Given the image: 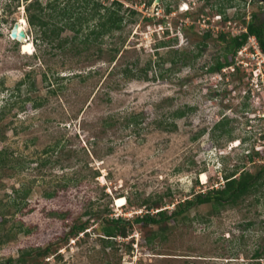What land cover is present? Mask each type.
Listing matches in <instances>:
<instances>
[{
  "label": "rangeland",
  "instance_id": "1",
  "mask_svg": "<svg viewBox=\"0 0 264 264\" xmlns=\"http://www.w3.org/2000/svg\"><path fill=\"white\" fill-rule=\"evenodd\" d=\"M27 1L0 0V149L8 158L0 233L10 234L0 264L19 248L46 246L33 264H264V185L234 204H193L162 230L132 222L111 245L98 229L104 218L131 220L155 206L170 212L219 187L233 168L253 172L264 162V61L246 47L209 69L252 13L264 20L263 4L118 0L120 28L92 40L86 34L100 17L88 3L78 9L77 32L64 28L41 42L25 22ZM18 19L25 44L9 37ZM177 108L184 115L172 117Z\"/></svg>",
  "mask_w": 264,
  "mask_h": 264
},
{
  "label": "trees",
  "instance_id": "2",
  "mask_svg": "<svg viewBox=\"0 0 264 264\" xmlns=\"http://www.w3.org/2000/svg\"><path fill=\"white\" fill-rule=\"evenodd\" d=\"M60 1L61 0H46L45 3L42 4L39 0H28L24 6L25 22L33 29L34 33L38 34L37 37L41 42L45 40H55L58 33L64 28L77 32L79 27L75 28L74 20L77 18V15L80 14V12H78L80 10L78 9L84 5H88V3L90 6V11L93 13V15L99 16L100 20H98L95 26L88 31L86 37L88 35H92L93 40L98 38L103 33L119 29L121 26L122 15L119 14V11L122 4L118 0H111L110 4L107 6L102 5L96 0H62V3ZM151 1L152 0H147L145 3L149 4ZM99 9H102V11L100 12ZM127 10L130 12V14L134 13V10L131 8H128ZM164 11L168 12L169 8L164 6ZM218 11L221 13L223 12L222 9H218ZM44 14H47L49 17L53 18V20H45L43 18ZM74 16L76 17L73 19ZM223 18H225V16H223ZM244 28L245 31H242L236 35H232L228 38L224 48L223 60H216L215 64L209 68L210 70H219L224 65H229L230 62L226 59V52L231 51L234 53L245 43L247 37L250 35L256 38L260 50L264 53V22L258 21L256 15L252 13L250 19L245 23ZM202 36L203 38L209 37L210 31L206 30ZM217 37L219 39H223V34L218 33ZM85 39L86 38H84V41ZM59 44H61V42H59ZM55 45L57 47V40ZM113 50L116 51V48H113ZM123 75L128 76L129 70H123ZM22 81L23 80H20L18 84L22 83ZM184 113V109L177 108L173 110L170 115L177 118L183 116ZM3 114L4 112L2 109H0V119L3 117ZM132 119L133 118L129 120ZM222 123V119L218 120L213 124V127L216 128ZM1 137L2 132L0 131V138ZM7 161V154L4 150L0 149V167L4 166ZM222 179L223 182L219 187H210L204 192H196L193 196V199H185L181 202H177L173 210L170 212H167L165 209H157V206H155L154 212L146 210L142 214L136 215L131 220L121 216L104 218L103 223L98 228L101 232L99 240L105 246L111 245L115 236H126L132 222H138L144 226L157 225V227L162 230V222L166 224L170 219L176 218L180 213L186 211L193 204L211 202L215 207L223 204H234L242 197L250 193L257 192L264 185V162H262L253 172L244 169L237 171L236 168H233L231 171L224 173L222 175ZM261 193L264 195V190H262ZM22 196L24 195L22 194ZM0 205L2 207L7 205V203H2ZM11 205L16 208L17 203L12 201ZM5 221V218H0V229H2V225ZM19 227L20 226L18 225V229ZM85 228V221L78 224H72L69 231L65 234V239H67L68 235L76 236L77 233L83 231ZM23 231H27V229H24ZM9 237V230L1 232L0 243L6 241V239ZM147 241H150V237L147 238ZM47 252V246L44 248H37L34 253H31V249L29 250L27 248H19L16 258H7L6 261L11 264H33L35 261H37L36 257L43 258ZM253 255V258L258 257V252L255 251Z\"/></svg>",
  "mask_w": 264,
  "mask_h": 264
},
{
  "label": "built area",
  "instance_id": "3",
  "mask_svg": "<svg viewBox=\"0 0 264 264\" xmlns=\"http://www.w3.org/2000/svg\"><path fill=\"white\" fill-rule=\"evenodd\" d=\"M243 31H245V28L243 29ZM245 42H246L247 46H243V45L240 46L236 50V53H238V55H241V53L243 51H245L246 47H250L252 49V51H250L249 54L252 55V56L259 57L260 61L263 62L264 61V53L260 50V48L258 46V43H257L256 39L254 38V36H252V35L248 36ZM237 62L241 63L243 61L240 58V59L237 60ZM256 68H258V67H256ZM256 75H257L256 73H253V77H254L253 80L254 81L256 79V77H255Z\"/></svg>",
  "mask_w": 264,
  "mask_h": 264
},
{
  "label": "water",
  "instance_id": "4",
  "mask_svg": "<svg viewBox=\"0 0 264 264\" xmlns=\"http://www.w3.org/2000/svg\"><path fill=\"white\" fill-rule=\"evenodd\" d=\"M159 0H154V2H158ZM17 21L13 22L9 29V37L11 39H15L17 41L23 40L26 38L25 32L23 29L17 30Z\"/></svg>",
  "mask_w": 264,
  "mask_h": 264
},
{
  "label": "bare ground",
  "instance_id": "5",
  "mask_svg": "<svg viewBox=\"0 0 264 264\" xmlns=\"http://www.w3.org/2000/svg\"><path fill=\"white\" fill-rule=\"evenodd\" d=\"M17 22H18L17 23V30L23 29V27L21 26V20L18 19ZM26 40H27V37L24 38L23 40H19V42L21 44H25L24 42H26ZM22 49H23V45H22ZM23 50H26V49H23ZM116 199H117L116 202L118 203V205H122L123 198L122 197H117Z\"/></svg>",
  "mask_w": 264,
  "mask_h": 264
},
{
  "label": "flooded vegetation",
  "instance_id": "6",
  "mask_svg": "<svg viewBox=\"0 0 264 264\" xmlns=\"http://www.w3.org/2000/svg\"><path fill=\"white\" fill-rule=\"evenodd\" d=\"M259 1V3H261V4H263V7H264V0H258ZM262 13H264V11L262 12ZM264 15V14H263ZM263 22H264V20H263ZM256 39V38H255Z\"/></svg>",
  "mask_w": 264,
  "mask_h": 264
},
{
  "label": "clouds",
  "instance_id": "7",
  "mask_svg": "<svg viewBox=\"0 0 264 264\" xmlns=\"http://www.w3.org/2000/svg\"><path fill=\"white\" fill-rule=\"evenodd\" d=\"M185 9H186V8H185ZM185 9H183V10H185ZM123 203H124V202H123ZM123 203H122V204H123Z\"/></svg>",
  "mask_w": 264,
  "mask_h": 264
}]
</instances>
